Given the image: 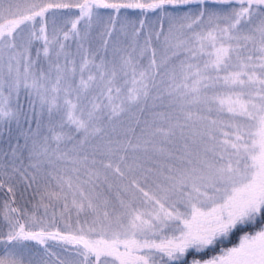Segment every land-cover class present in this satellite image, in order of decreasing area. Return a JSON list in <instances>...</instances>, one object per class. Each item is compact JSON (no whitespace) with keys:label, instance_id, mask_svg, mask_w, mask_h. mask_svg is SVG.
Wrapping results in <instances>:
<instances>
[{"label":"snow or ice","instance_id":"snow-or-ice-1","mask_svg":"<svg viewBox=\"0 0 264 264\" xmlns=\"http://www.w3.org/2000/svg\"><path fill=\"white\" fill-rule=\"evenodd\" d=\"M0 264H264V0H0Z\"/></svg>","mask_w":264,"mask_h":264}]
</instances>
